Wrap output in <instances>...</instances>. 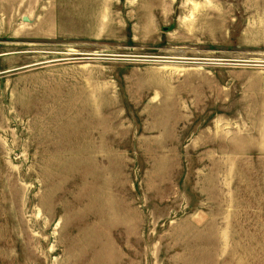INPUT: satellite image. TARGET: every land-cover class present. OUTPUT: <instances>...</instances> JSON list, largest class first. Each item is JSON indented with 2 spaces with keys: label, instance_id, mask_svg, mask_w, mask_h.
<instances>
[{
  "label": "rangeland",
  "instance_id": "rangeland-1",
  "mask_svg": "<svg viewBox=\"0 0 264 264\" xmlns=\"http://www.w3.org/2000/svg\"><path fill=\"white\" fill-rule=\"evenodd\" d=\"M0 264H264V0H0Z\"/></svg>",
  "mask_w": 264,
  "mask_h": 264
},
{
  "label": "water",
  "instance_id": "water-1",
  "mask_svg": "<svg viewBox=\"0 0 264 264\" xmlns=\"http://www.w3.org/2000/svg\"><path fill=\"white\" fill-rule=\"evenodd\" d=\"M25 20H26V18H25Z\"/></svg>",
  "mask_w": 264,
  "mask_h": 264
}]
</instances>
